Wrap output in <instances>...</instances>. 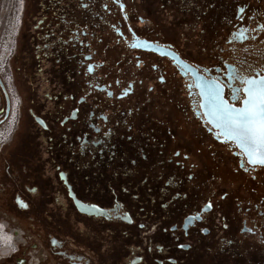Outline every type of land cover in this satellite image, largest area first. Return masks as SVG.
Returning <instances> with one entry per match:
<instances>
[{"label": "flooded vegetation", "instance_id": "obj_1", "mask_svg": "<svg viewBox=\"0 0 264 264\" xmlns=\"http://www.w3.org/2000/svg\"><path fill=\"white\" fill-rule=\"evenodd\" d=\"M17 2L3 264H264V165L216 114L264 76V0Z\"/></svg>", "mask_w": 264, "mask_h": 264}, {"label": "snow or ice", "instance_id": "obj_2", "mask_svg": "<svg viewBox=\"0 0 264 264\" xmlns=\"http://www.w3.org/2000/svg\"><path fill=\"white\" fill-rule=\"evenodd\" d=\"M244 83L243 106L218 107L216 114L226 133L245 148L250 162L264 165V77Z\"/></svg>", "mask_w": 264, "mask_h": 264}, {"label": "rangeland", "instance_id": "obj_3", "mask_svg": "<svg viewBox=\"0 0 264 264\" xmlns=\"http://www.w3.org/2000/svg\"><path fill=\"white\" fill-rule=\"evenodd\" d=\"M17 3L19 5V2H17V0H0V51L1 50H6L5 52H7V50H8V39L10 38V32H9V36H8L7 40H6V35H4V32H5V27L10 22L9 21L10 20L9 19L10 16H12V17L15 16ZM7 62H8L7 66H6L7 71L4 70L5 72H3V73L1 72V73L3 75V78L5 77V79H7L9 81V83L12 85L13 92L10 89V86H8V87L5 86V87H6V90L8 91L7 93H9L8 95H9L10 102H11V107H12V110H13L14 101L16 102V99L14 100L15 96L13 95L15 88L13 86V83L11 82L12 80H9V77H8V76H10L9 60ZM9 83H7V85H9ZM17 102H18V97H17ZM5 106H6V101H5V98H4V95H3L2 91L0 90V113L2 112L3 109H5ZM17 108H18V105H17ZM3 116H4V113L2 114V117ZM2 117L0 116V121L3 119ZM6 125H8L7 122L4 123V124H1L0 125V129L2 127H5ZM0 221L4 222L3 219H0ZM5 259L6 258H3L2 260H0V264H3Z\"/></svg>", "mask_w": 264, "mask_h": 264}, {"label": "bare ground", "instance_id": "obj_4", "mask_svg": "<svg viewBox=\"0 0 264 264\" xmlns=\"http://www.w3.org/2000/svg\"><path fill=\"white\" fill-rule=\"evenodd\" d=\"M0 54L6 57L5 62L3 60H1V57H0V73L1 72L3 73V72H5L4 70H5L6 66H7L8 54H7V52H5V50H1ZM3 62H4V64H3Z\"/></svg>", "mask_w": 264, "mask_h": 264}, {"label": "water", "instance_id": "obj_5", "mask_svg": "<svg viewBox=\"0 0 264 264\" xmlns=\"http://www.w3.org/2000/svg\"><path fill=\"white\" fill-rule=\"evenodd\" d=\"M264 77V76H263ZM243 106V105H242ZM241 108V107H240ZM237 109H239V108H237ZM9 110V109H8ZM214 120H216V117H214V115H212V116H210V121L212 122V123H215L212 119ZM218 119V118H217ZM224 131H225V133H226V130L224 129ZM232 139V138H231ZM234 140V139H233ZM234 141H236V140H234ZM238 142V141H237ZM239 143V142H238ZM240 144V143H239ZM241 146V145H240ZM242 147V146H241ZM242 149H244L245 150V148L244 147H242ZM246 151V150H245ZM247 152V151H246Z\"/></svg>", "mask_w": 264, "mask_h": 264}]
</instances>
